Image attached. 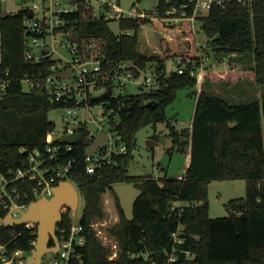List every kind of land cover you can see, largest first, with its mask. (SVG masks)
Listing matches in <instances>:
<instances>
[{"label":"trees","instance_id":"trees-1","mask_svg":"<svg viewBox=\"0 0 264 264\" xmlns=\"http://www.w3.org/2000/svg\"><path fill=\"white\" fill-rule=\"evenodd\" d=\"M24 15L15 12L0 20V75L7 77L10 84L6 94L0 97L2 171L15 169L22 163L25 155L19 151L21 147L30 150L44 147L46 134L55 126L48 118L50 111L68 105L55 101L44 91L27 93L22 89L19 82L22 77L47 76L55 62L52 56L39 62L24 59L27 39ZM72 20L81 53L88 52L82 41L90 38L101 41L104 70L113 71L125 62L137 76L155 65L160 80L157 88L148 91L123 93L119 89L116 96L92 101L112 110L108 130L120 137L128 153L117 155L111 163L87 173L85 150L89 142L83 130H79L80 141L68 153V159H74L68 181L74 183L84 203L80 223L85 227L86 264H152L142 257L131 258L129 252H148L158 264H163L165 252L173 246L171 234L179 224L182 225L179 236L184 242L177 246V260L173 264H264V94L246 95L243 100L227 99L228 91L237 89L241 82L254 90L264 86V0H251L248 6L232 4L226 10L213 8L200 17L208 39L206 47L212 49L215 57L222 59L235 54L232 59L235 63L241 58L250 59V64L243 67L204 68L200 90L196 89L198 79L191 71L203 63L200 56L203 48L197 43L191 25L185 23L181 27L188 43L186 50H176L162 38L159 53L147 55L140 50L141 26L151 24L159 32L169 31L168 27L146 19H126L119 26L132 30V34L116 35L103 17L81 20L77 14ZM175 56H181L183 61L195 60L196 65L190 62L183 73L167 74L166 61ZM215 86L223 88L226 97L213 90ZM182 89H187L188 95L197 100L191 127L175 129L166 108L175 102L177 91ZM158 122H166L171 149L190 156L183 181L168 177L166 172L155 178L130 175L127 170L135 133L142 126H155ZM235 179L245 181V196L225 203L226 216L211 218L207 202L209 183ZM124 183L142 191L134 204L132 220L124 217L112 188ZM107 190L114 197L120 217L110 231L117 236L121 250L111 260L89 225L92 217L103 215L101 196ZM176 200L188 205L181 212L172 211V202ZM62 222L68 224L69 220ZM13 230L24 232L11 243L12 248L30 249L33 237L21 225L0 228V241H8ZM184 251L190 255L186 256Z\"/></svg>","mask_w":264,"mask_h":264},{"label":"built area","instance_id":"built-area-1","mask_svg":"<svg viewBox=\"0 0 264 264\" xmlns=\"http://www.w3.org/2000/svg\"><path fill=\"white\" fill-rule=\"evenodd\" d=\"M4 1V0H0ZM251 0H154L150 10L140 7L136 0L131 7L124 8L121 0H29L23 2V6L17 12L24 13L23 24L27 33L24 47L26 48L24 59L26 61L39 62L44 57L53 56L58 46L67 49L70 59H54L52 73L47 76H24L19 82L22 89L30 93L32 91H44L49 96L66 105L61 110L65 111L60 115V125H55L46 134V144L42 148L32 150L21 147L19 151L25 155V159L15 169L6 171L0 170V228L14 227L21 225L28 230L33 239L29 242L30 249H13L11 243L23 234V230L10 232L9 240L0 241V264H34L29 263L28 258L32 255L35 247L38 226L37 222H24L18 225L6 226L4 220L11 216L18 219L28 210V206L36 200L53 197V188L62 181H68L73 158L68 159V153L73 146L81 139L79 130H83L85 138L89 142L85 153V171L95 172V169L102 165L109 164L117 155L128 153L125 143L117 135H112L108 130L112 110L105 108L102 103H92L93 97L103 93L108 87L113 89L125 88L126 81L136 83L139 90H151L160 84L156 74L157 66L151 65L135 76L130 65L121 62L113 71L102 68L103 46L100 40L90 38L82 41L86 51H79V36L77 31L72 29V20L78 14L81 20L103 17L110 22H116L119 27L121 20L146 19L158 22L170 30L181 31L182 25H191L196 31V21L208 14L213 8L226 10L232 4L246 5ZM29 10L33 12L29 15ZM0 10V20L2 17ZM7 12V11H6ZM8 13V12H7ZM11 14V13H9ZM77 33L75 42L64 39L66 34ZM131 35L132 30L122 29L116 35ZM172 62L171 72L183 73L187 63L196 65L195 60L183 61L181 56L170 59ZM167 62V61H166ZM168 63V62H167ZM70 68V75L67 78H58L56 72L65 71ZM198 83L201 82V73H197ZM110 84V85H109ZM9 79L0 75V97H3L9 88ZM111 96H115L112 94ZM106 132L108 140L105 146L96 149L93 154L87 153L88 147ZM78 133L79 139L76 143H63L61 138ZM185 174L177 175L176 180L183 181ZM71 182V181H69ZM72 183V182H71ZM74 185V183H72ZM75 186V185H74ZM76 187V186H75ZM79 191V190H78ZM80 195V193H79ZM187 203L176 200L172 202V211H182ZM76 209L66 205L60 207V220L55 224V237L58 248L54 252H46L40 256L37 264H86L84 260L85 227L80 223L81 217L75 221ZM64 219L69 220L68 224L61 223ZM61 223V224H60ZM89 225L92 226L91 222ZM182 225L179 224L177 231L171 234L173 246L165 252L166 258L163 264H173L177 260V246L184 242L179 236ZM50 247H54L52 241ZM116 246V245H115ZM189 256L188 251H184ZM131 258L151 260L152 264H158L157 260L148 252H129ZM114 251L111 258L116 257Z\"/></svg>","mask_w":264,"mask_h":264},{"label":"rangeland","instance_id":"rangeland-1","mask_svg":"<svg viewBox=\"0 0 264 264\" xmlns=\"http://www.w3.org/2000/svg\"><path fill=\"white\" fill-rule=\"evenodd\" d=\"M29 0H4L0 1V10H5L8 13H15L19 11L23 2H28ZM136 0H121V5L124 8H129ZM140 7L143 9L150 10L154 0H138ZM201 21H196L197 27L196 31L193 33L196 37L197 43L203 49H200L201 61L203 63L200 66H197L196 69L191 71L197 77V73H202L204 68L210 66L216 68L227 69L228 67H243L250 64V59L248 57L241 58L238 63H235L233 58L235 54H229L226 57L222 58L215 57L212 49L207 48L206 40L207 37L202 30ZM120 27V26H119ZM119 27L116 22H110L109 28L115 34L119 32ZM156 29L151 24H144L141 26L139 32V45L140 50L147 55H154L159 53L160 44L159 41L164 38L169 44H171L176 50H186L188 48L187 39L182 35V31L177 29L169 31H161L162 38L160 40L156 39ZM159 32V31H157ZM56 52L53 53L54 59H62L67 61L70 59V53L67 49H64L61 46H58L56 43ZM205 48L207 50L205 51ZM1 55V49H0ZM240 59V58H239ZM185 60H190L186 58ZM193 63V62H192ZM126 81L125 88H121L123 93H136L138 87L136 83ZM202 82V80H201ZM201 82L196 84V89H201ZM237 89L229 90L228 92L230 100H235L241 98L242 100L248 96H261L264 94V86L254 90V87L248 85V83L241 82L237 84ZM217 93L226 97V92L223 91L221 87H213ZM188 90L182 89L177 91L175 102L166 108V115L171 120L175 129L186 128L188 122L191 120V114L193 111V106L195 105V97H189L187 95ZM242 94V95H241ZM253 94V95H250ZM97 96V95H95ZM65 111L61 109H54L50 111L48 118L52 120L55 125H60V115H63ZM108 128V127H106ZM135 146L131 150L132 158L128 163L127 170L130 175L137 176H148L152 174V177L159 178L166 174L168 177H177V175H183L186 173V160L182 153L171 149L173 144L170 136L168 135V127L166 122H158L155 126L152 124L145 125L140 127V129L135 133ZM112 135H114L112 133ZM152 140L149 143L151 146H148V141ZM246 193V184L244 180L235 179L231 181L227 180H213L208 189L207 202L209 203V215L211 218L214 217H223L227 215L225 209V203L231 198L244 197ZM101 206L103 208V215L101 217L95 216L90 220L92 230L94 231L95 237L98 242L106 249L107 259L111 260L118 256L121 246L118 238L113 234L110 229L118 224L119 222V212L118 208L115 205L114 197L112 196L110 190H107L101 196ZM83 200L81 194L79 195L76 217L75 221L82 216L83 213ZM116 245V246H115ZM116 251V257H109L111 254Z\"/></svg>","mask_w":264,"mask_h":264},{"label":"water","instance_id":"water-1","mask_svg":"<svg viewBox=\"0 0 264 264\" xmlns=\"http://www.w3.org/2000/svg\"><path fill=\"white\" fill-rule=\"evenodd\" d=\"M73 3L75 0H72ZM3 17H7L10 14L5 10L1 11ZM33 12L29 10V15H32ZM157 40H160L162 36L159 32H156ZM64 39H68L70 41L75 42L77 39V33L72 32L71 34H66ZM167 71L171 69L172 62L171 60L167 61ZM70 68H67L65 71L56 72L55 76L58 78H67L70 75ZM118 89H113L108 87L107 90L103 91V93L94 96L93 100H100L103 98H107L114 94L118 95ZM100 136L88 147L87 153L93 154L96 149L102 148L105 146L106 141L108 140L107 133L101 132ZM79 139L78 133H74L69 136H64L61 138L63 143H76ZM152 140L148 141V144L151 143ZM148 146H151L150 144ZM152 174H148V177H151ZM114 189L118 201L119 206L123 211L124 217L127 220H132L134 216V207L137 198L142 194V191L135 187L133 184H117L112 186ZM53 197L50 199L41 198L36 200L34 203H31L28 206V210L19 217L18 219H13L11 216H8L4 220V224L6 226H11L13 224L18 225L19 223L24 222H37L38 232L36 238V245L32 250V255L29 256L28 262L37 264L40 256L45 254L46 252H54L57 250L58 244H56L55 237V224L60 220V207L62 205H66L72 209L77 208L78 199H79V191L78 189L69 181H62L54 188ZM52 241L55 245L54 247H50L49 242Z\"/></svg>","mask_w":264,"mask_h":264},{"label":"crops","instance_id":"crops-1","mask_svg":"<svg viewBox=\"0 0 264 264\" xmlns=\"http://www.w3.org/2000/svg\"><path fill=\"white\" fill-rule=\"evenodd\" d=\"M157 32V31H156ZM160 33V32H159ZM160 35H161V33H160ZM162 36V35H161ZM157 39V38H156ZM138 87V86H137ZM198 90V89H197ZM138 91H139V87H138ZM188 93H189V91L187 92V95H188ZM189 96V95H188ZM190 97V96H189ZM196 97H195V105H196ZM195 105L193 106V111H192V116H191V120L188 122V125L186 126V128H190L191 127V123H192V119H193V112H194V109H195ZM184 155V157H185V160H186V168L188 169V165H189V161H190V156H189V154L187 153V154H183ZM186 169V170H187ZM166 172V171H165ZM213 181H211L210 183H209V185L208 186H210V184L212 183Z\"/></svg>","mask_w":264,"mask_h":264}]
</instances>
